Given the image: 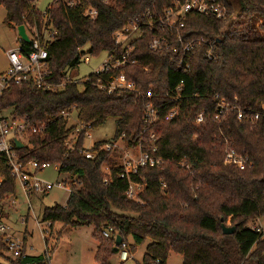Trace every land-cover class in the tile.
Instances as JSON below:
<instances>
[{
    "label": "trees",
    "instance_id": "16d2710c",
    "mask_svg": "<svg viewBox=\"0 0 264 264\" xmlns=\"http://www.w3.org/2000/svg\"><path fill=\"white\" fill-rule=\"evenodd\" d=\"M75 1L69 5L67 0H52L42 11L34 0H0L4 21L37 33L47 50L46 79L58 85L49 89L34 80H10L3 89L0 107H10L15 117L40 126L28 133L16 153L24 163H58V170L69 175L65 204L48 205L41 212L49 225L43 252L9 256L0 236V264H50L62 229L81 224L93 225L98 243L94 259L99 264H111L117 234L131 251L149 239L137 264H168L172 251L182 255L181 264H264V232L257 225L264 215V117L253 120L264 102V0H223L227 12L222 18L188 12L186 36L213 42L214 56L205 57L201 45L186 71L177 68L170 50L148 46L152 32L143 26L129 53L135 62L110 70H123L136 90L111 91L98 85L100 74L89 73L80 87V82L67 78V69L78 65L86 44L91 55L104 50L121 54L124 46L116 42V31L148 9L161 11L171 0ZM87 6L96 13H85ZM45 31H50V38ZM20 42L24 51L31 47V41ZM108 75L103 73L104 82ZM219 98L229 105L215 118ZM147 101L159 112L151 123L143 120ZM174 106L177 113L165 119L164 113ZM238 106L245 111L242 118ZM73 107L77 123L68 125L64 112ZM200 112L204 120L197 123ZM110 116L115 117L113 136L87 148L78 124L94 128ZM151 133L163 160L131 174L144 182L137 200L125 193L120 151L100 145L124 134L129 144L141 140L146 149ZM227 146L247 157L244 168L225 163ZM86 149L92 157H86ZM104 163H109L108 170ZM0 177L1 209L4 195L16 188L3 154ZM223 224L232 225L233 231L225 233ZM104 228L109 235H104Z\"/></svg>",
    "mask_w": 264,
    "mask_h": 264
},
{
    "label": "built area",
    "instance_id": "2783aa9c",
    "mask_svg": "<svg viewBox=\"0 0 264 264\" xmlns=\"http://www.w3.org/2000/svg\"><path fill=\"white\" fill-rule=\"evenodd\" d=\"M67 3L73 5L76 1L67 0ZM190 11L211 14L215 17L222 18L226 15L227 6L223 0H171L161 11L146 10L141 17L130 20L121 29L116 31V42L121 43L124 46V51L121 54H116L114 51H108L107 56L93 71L95 74H100L97 78L98 85L107 88L109 91L116 88L136 90L134 81L127 78L123 70L115 74L110 73V70L128 62H135V58H130L129 53L132 49L133 39L142 32L143 26L148 27L152 32L148 46L154 50H170L173 53L172 61L177 68H180L183 71H186L191 66V63L201 45H205V57L212 58L214 56L213 42L202 36H186L184 20L186 14ZM84 12L89 15H94L96 9L92 6H87L84 9ZM120 35L124 37L123 40L119 38ZM30 41L31 47L26 51L22 49L21 44L17 47H11L6 50L9 66L0 75V95L10 80H34L38 86L49 89L58 87V85L52 84L46 79L49 73L46 62L47 50L42 46L37 33L34 35L32 34ZM103 73H109L107 82H104L103 80ZM67 78L76 82H81L80 78H75L69 75ZM83 79V81L87 80L88 75ZM179 88L180 85L177 86V89ZM147 94L149 95L150 93L148 92ZM217 103L218 105L214 113L215 118H218L223 108L229 105V103L225 102L223 98H219ZM237 108V115L242 118L245 111L239 106ZM6 110L7 109L0 107V154L6 156L7 162L11 168V173L15 177V182L16 180L19 181L30 207L29 196L33 192H45L53 185L62 186L61 181H56L55 183L50 182L38 175L40 170L51 165L58 170V163H51L48 161L38 162L34 159L24 163L19 159L15 149L16 145L14 138L25 143L28 133L37 131L40 126L25 121L23 118L15 117L11 110L9 112H6ZM176 113L177 106H174L172 109L164 113V118L170 119ZM64 114H69V112H64ZM158 115V110L152 106L150 101H147L145 104L143 120L146 123H151L158 117ZM260 116L264 117V102L260 104V109L253 114V120L258 119ZM203 120L204 114L203 112H200L196 116L195 121L201 123ZM82 129H84L85 137L90 135V124H88L86 128L85 125L78 124L76 130ZM123 136L124 134L113 141L100 145V148L105 150L111 148L119 149V165L122 166L119 174L127 180L125 193L128 197L139 200V192L143 188L144 182L135 181L131 178V174L137 172L140 167H153L158 165L163 160V157L158 154L156 143L157 137L154 133L150 134L151 142L146 149H143L141 140L135 144H129L127 142L126 146L122 145L120 140L123 139ZM66 144L69 147L72 146L69 138L67 139ZM85 155L86 157H92L93 152L86 149ZM225 163H232L240 168H244L247 164V157L238 152L234 147L227 146L225 151ZM30 166L32 168H30ZM163 186L164 184L162 187ZM14 193L15 191L4 195V198H7L12 207L17 206V198ZM25 219L26 217H23V220ZM47 231L48 230L44 232V236ZM109 231L108 228H104V235H109ZM0 236L5 241L7 250L11 252L12 257L29 254L26 248H23V238L21 239L18 236L11 235L8 230V225L1 215ZM117 251H119L122 260L132 257L133 252L129 249L127 241L121 240Z\"/></svg>",
    "mask_w": 264,
    "mask_h": 264
},
{
    "label": "rangeland",
    "instance_id": "374dc122",
    "mask_svg": "<svg viewBox=\"0 0 264 264\" xmlns=\"http://www.w3.org/2000/svg\"><path fill=\"white\" fill-rule=\"evenodd\" d=\"M52 0H34V4L42 11ZM5 8L0 4V75L9 66L6 50L11 47H17L21 44L17 26L4 21ZM29 36H32L31 30L26 29ZM49 35L50 31H45ZM49 38L51 35L48 36ZM119 38L123 40V36ZM88 44L82 47L84 54L78 65L67 69V75L80 78L82 86L83 78L89 73H92L107 56L108 51H101L97 55H91L87 51ZM87 58V59H86ZM9 107L6 112H9ZM77 109L73 107L67 116L68 125L77 123ZM115 131V117L110 116L101 125L90 129V135L85 137V146L89 147L96 140L112 137ZM24 138L23 136H21ZM121 144L126 146L127 140H120ZM25 144V143H24ZM119 150V149H118ZM122 153V152H121ZM104 170H108L109 163L102 165ZM30 168H32L30 166ZM39 177L50 182L61 181L62 186L53 185L45 192L35 191L29 196L30 207L28 200L24 195L20 183L16 180L15 196L17 198V206L12 207L7 198L1 200L0 215L8 225V230L12 236L23 238L24 245L29 254H38L43 252L45 248L44 232L48 230V222L41 219V212L45 206L55 203L65 204L68 195L69 187L65 180H68L69 175L65 172H60L52 165L38 172ZM64 185V186H63ZM23 217H26L23 220ZM260 222L264 232V215L260 217ZM93 225L81 224L78 226H65L60 234L58 245L53 251L50 264H99L94 259V251L97 247V241L92 236ZM129 241L132 238L129 236ZM149 239L143 243L137 244L135 251H132V257L126 260L120 258L119 251H115L109 261L111 264H137L141 261L143 252ZM9 256L11 252L7 251ZM167 261L169 264H178L181 261V254L170 252Z\"/></svg>",
    "mask_w": 264,
    "mask_h": 264
},
{
    "label": "water",
    "instance_id": "95a60500",
    "mask_svg": "<svg viewBox=\"0 0 264 264\" xmlns=\"http://www.w3.org/2000/svg\"><path fill=\"white\" fill-rule=\"evenodd\" d=\"M17 30H18L19 37L21 39H23L24 41H30L31 40L29 35L26 32L24 24H18L17 25ZM14 142H15L16 148H20V147H22L24 145V143L21 140L17 139V138H14ZM222 229H223V231L225 233H230V232L233 231V226L229 225V224H223L222 225ZM121 240H122L121 235L117 234L116 237H115V244H114V247H113V251L114 252L118 250V245L121 242Z\"/></svg>",
    "mask_w": 264,
    "mask_h": 264
},
{
    "label": "crops",
    "instance_id": "0c3cea01",
    "mask_svg": "<svg viewBox=\"0 0 264 264\" xmlns=\"http://www.w3.org/2000/svg\"><path fill=\"white\" fill-rule=\"evenodd\" d=\"M25 29H26V27H25ZM26 32H27V31H26ZM27 34H28V33H27ZM29 37H30V36H29ZM257 225L260 226V227L262 228V230H263L262 224H261V222H260V217L257 218ZM181 261H182V255H181ZM181 261H180L178 264H180ZM167 262H168V261H167ZM168 264H169V263H168Z\"/></svg>",
    "mask_w": 264,
    "mask_h": 264
}]
</instances>
